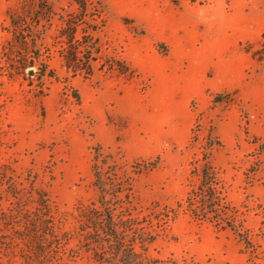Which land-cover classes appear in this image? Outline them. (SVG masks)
I'll use <instances>...</instances> for the list:
<instances>
[{
	"label": "rangeland",
	"instance_id": "374dc122",
	"mask_svg": "<svg viewBox=\"0 0 264 264\" xmlns=\"http://www.w3.org/2000/svg\"><path fill=\"white\" fill-rule=\"evenodd\" d=\"M42 4L57 14L38 44L55 76L10 74L22 53L10 16ZM100 10V53L84 78L61 58L58 15L76 11L72 0H0V264H38L19 231L41 192L72 237L58 264H100L75 239L78 207L99 198L94 164L107 169L98 152L129 180L137 226L155 235L148 256L264 264V57L253 56L264 47V0H104ZM111 57L135 74L118 73ZM210 143L225 195L261 245L255 254L185 210Z\"/></svg>",
	"mask_w": 264,
	"mask_h": 264
},
{
	"label": "trees",
	"instance_id": "16d2710c",
	"mask_svg": "<svg viewBox=\"0 0 264 264\" xmlns=\"http://www.w3.org/2000/svg\"><path fill=\"white\" fill-rule=\"evenodd\" d=\"M72 1L76 11L58 15L61 22L59 37L64 45L61 58L67 71H71L73 75L83 72L84 78H89L93 74L92 61L96 60L95 54L100 53L99 39L92 32L100 29L95 17L100 18V8L104 0ZM171 1L178 3L180 0ZM92 7H94L93 12L97 8L99 14L91 13ZM29 14L18 13L10 16L14 39L22 49V53H18L17 65L10 74L21 72L31 78L27 71L34 68L35 76L39 80L45 76L54 77L55 71L50 69L46 60L42 59L43 54L38 44L46 30L52 26L57 14L53 7L43 4L38 5V8ZM262 39L264 40V33ZM253 56H257L258 61H262L264 47L255 51ZM110 60L119 64L117 71L121 75L132 77L135 74V69L126 60L116 57H111ZM75 97L79 100L77 91ZM217 98L220 100L221 97ZM194 140L197 141L196 137ZM213 149L214 144L210 143L205 148V157H207L204 159L202 169L195 168L199 183L188 192L185 210L196 221L208 222L217 229L231 230L233 235L244 243L246 249L251 254H255L256 249L261 245L256 244L249 230L242 225L237 209L225 195L219 173L209 161ZM96 158V161L101 158L107 169L103 172V167L101 168L98 163L94 164L99 198L96 202L78 207V228L75 239L80 249L90 252L93 259L100 264H170L148 256L147 250L155 241V235L137 226L130 209L131 185L126 184L129 180H124L114 169L116 161L111 155L104 156L100 152L97 153ZM155 164L156 162L152 163V166ZM126 190H129L128 193H124ZM38 194L39 198L35 201L37 210L34 216L26 214L24 230L19 231L20 236L27 240L26 254L30 260H35L38 264H48L53 261L58 264L61 261V253L66 250L65 245L72 237L68 231L58 232L50 199L45 193ZM178 206L181 208L183 203H178ZM262 227L264 232V218Z\"/></svg>",
	"mask_w": 264,
	"mask_h": 264
},
{
	"label": "crops",
	"instance_id": "0c3cea01",
	"mask_svg": "<svg viewBox=\"0 0 264 264\" xmlns=\"http://www.w3.org/2000/svg\"><path fill=\"white\" fill-rule=\"evenodd\" d=\"M129 63V62H128ZM130 64V63H129ZM131 65V64H130ZM132 66V65H131ZM133 67V66H132ZM134 68V67H133Z\"/></svg>",
	"mask_w": 264,
	"mask_h": 264
}]
</instances>
